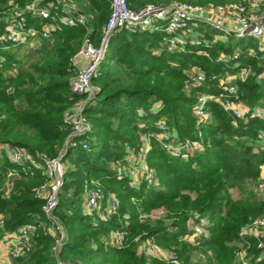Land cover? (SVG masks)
Wrapping results in <instances>:
<instances>
[{
    "label": "trees",
    "instance_id": "16d2710c",
    "mask_svg": "<svg viewBox=\"0 0 264 264\" xmlns=\"http://www.w3.org/2000/svg\"><path fill=\"white\" fill-rule=\"evenodd\" d=\"M27 1L0 0V18L14 2ZM72 1L89 15V29L68 25L52 38L44 39L34 51L8 53L0 71V152L5 145H11L43 160L59 156L65 146L69 131L64 116L86 99V95L71 89L79 70L75 55L86 34L98 41L110 10L109 0ZM172 1L176 0H128L133 7ZM161 37L160 30L122 28L108 39L99 76L94 80L95 94L84 107L91 124L90 149L69 148L64 156L73 165L66 170L55 215L65 224L68 238L57 257L53 236L40 230L34 249L13 264H143L145 258L137 253L136 237L150 238L173 251L182 264H195L194 249L203 259L200 264H239L234 260L239 228L264 213V196L257 197L253 191L264 164V145L259 141L264 118L235 120L219 103L210 102L211 121L197 127L193 98L184 90V69L192 64L204 67L207 84L199 88L207 92L218 91L215 84L211 86L216 83L213 75L236 69L196 52L157 51ZM234 43V38L229 37L214 50L229 52ZM239 60L240 65L252 67L245 80L237 81L239 97L255 108L264 101V76L260 77L264 59L241 55ZM156 102L160 106L153 109ZM138 108L143 109L139 112ZM162 117L180 140L197 138L200 130L202 147L182 159L165 152L151 136L146 160L156 169L161 187L146 183L136 187L128 177L118 178L112 164L124 154V144L137 151L140 133H157V121ZM16 168L21 165L5 160L0 166V213L10 230L42 213L44 199L36 196L34 188L47 181L39 170L22 175L28 178H12L13 188L6 197L9 171ZM91 178L100 180L118 198L116 211L96 226L82 207L85 184ZM232 190H238L242 197L234 198ZM139 208L144 212L162 208L167 214L153 222H140ZM198 213L207 218L208 235L192 244L183 236ZM115 230L125 232L121 247L105 242ZM251 245L250 251H256L255 240ZM256 263L264 264V259Z\"/></svg>",
    "mask_w": 264,
    "mask_h": 264
},
{
    "label": "built area",
    "instance_id": "2783aa9c",
    "mask_svg": "<svg viewBox=\"0 0 264 264\" xmlns=\"http://www.w3.org/2000/svg\"><path fill=\"white\" fill-rule=\"evenodd\" d=\"M109 14L102 28L98 41L85 35L82 45L75 55L78 74L74 78L71 89L78 94L86 95L72 111L64 116L68 126L65 146L59 156L35 159L26 149L5 145L2 156L5 161L21 165V168L9 171V180L5 196L9 197L13 188L12 178L22 175H33L41 171L47 181L35 188L37 197L44 199L42 213L32 221L22 224L17 229L5 227V217L0 213V264H13L14 260L31 252L37 241L40 230L49 232L54 239L53 251L58 257L68 238L65 224L55 215L59 204V193L64 183L67 163L64 156L69 148L90 149L89 132L91 124L84 112L87 100L91 99L96 88L92 82L99 76L100 64L103 60L110 36L126 28L135 30H160L161 50L168 52H192L226 62L234 72L225 71L223 75H213L212 79L218 89L197 96L192 105L197 127L209 123L212 114L210 102L219 103L223 109L231 112L234 119L246 117L264 118V108L260 102L250 108L241 101L238 93V80H245L251 73L250 66L240 65L241 55L256 56L264 59V0H239L205 3L188 1H172L168 4L148 2L133 7L128 0H109ZM9 15L0 22V71L8 59V53L18 46L31 45L39 47L44 39H50L54 33L68 25H83L89 29V15L82 12L72 0H61L59 5L44 0H28L25 4L14 2L8 10ZM234 38V46L229 53L223 50L212 52V47ZM249 38V40H248ZM254 40V44L249 43ZM247 39L241 46L236 42ZM187 72L189 83L198 86L206 85V74L198 66L190 67ZM263 74V73H262ZM262 74L260 77H262ZM189 86V85H188ZM208 87V86H207ZM158 132L145 134L142 147L136 151L130 144H124V154L114 163V171L118 178L128 177L133 186L146 183L157 187L159 178L146 160L151 148V136H154L162 149L168 154L187 159L189 154L202 147V132L197 131V138L180 140L167 120L162 117L157 121ZM260 144L264 145V131L259 133ZM3 161H0V166ZM257 191L264 196V164L261 166L257 182ZM118 206L115 194L104 195L98 179L86 181L83 196V210L91 218L93 225L106 220ZM195 222L189 226L190 231L183 240L198 244L208 235V221L199 213L193 216ZM238 235L240 242L235 250L239 264H258L264 259V214L240 226ZM125 232L111 231L106 244L121 247L124 244ZM137 253L144 256L143 264H182L178 256L170 250L160 247L150 238L135 239ZM251 240L256 241L255 250H251Z\"/></svg>",
    "mask_w": 264,
    "mask_h": 264
},
{
    "label": "rangeland",
    "instance_id": "374dc122",
    "mask_svg": "<svg viewBox=\"0 0 264 264\" xmlns=\"http://www.w3.org/2000/svg\"><path fill=\"white\" fill-rule=\"evenodd\" d=\"M176 1H187V0H176ZM209 1H213V0H209ZM229 1V0H228ZM189 2V1H188ZM191 2H195V1H191ZM214 2H219V1H214ZM195 3H205V2H195ZM9 12V11H8ZM8 12H6L3 16H1V18H0V22H3L5 19H6V17H7V15H9V13ZM122 29V28H121ZM124 29H126V28H124ZM128 30V29H127ZM128 31H130V30H128ZM248 40H249V38H248ZM251 42H254V40L251 38ZM246 41H247V39H239V40H237L236 42L238 43V45H242V44H244V43H246ZM250 42V43H251ZM160 43H161V40H160ZM224 43H226V42H224ZM252 44V43H251ZM254 44V43H253ZM42 46V44L38 47H34V46H31V45H23V46H18L16 49H15V51L16 52H19V54H21V55H23V53H25V52H28V51H34L35 49H38V48H40ZM161 44L157 47V51H160L161 50ZM217 45H215V46H213L212 47V52L213 51H215V52H217V51H220V50H223V49H218V50H214V47H216ZM156 50V49H155ZM223 51H225V50H223ZM192 52H195V51H192ZM215 52H213V53H215ZM226 53H229V52H227V51H225ZM197 53V52H196ZM199 54V53H198ZM205 56V55H204ZM259 57V56H258ZM211 59H213V58H211ZM194 66H198V67H200V68H202L203 70H204V72H205V74H206V78H207V75H208V73H207V70L204 68V67H202L201 65H198V64H192V65H189L187 68H185L184 69V74H185V80H184V82H183V85H184V90H185V92L187 93V95H191V97L193 98V103L195 102V100H196V98H197V96L198 95H200L201 93H207V91H204V90H200V88L199 87H202V86H198V85H195V84H193V83H189V78L187 77L188 75H187V72L185 71V70H188L190 67H194ZM264 66V65H263ZM250 68H251V70H252V67L250 66ZM262 76H264V71H263V74H262ZM207 82V81H206ZM92 84H93V86L96 88L97 87V85H96V83L93 81L92 82ZM189 85V86H188ZM264 102V101H263ZM160 106V103H158V102H156V103H154L153 104V108L154 107H156V106ZM248 106V105H247ZM261 106L264 108V104H261ZM141 109H143V108H138L137 110L139 111V112H141L142 110ZM143 112H144V110H143ZM161 146V145H160ZM194 152V151H193ZM2 154V152H0V155ZM0 161H4V158L2 157V156H0ZM66 163H67V169H68V167H70L71 165H73L72 164V162L71 161H69V160H66ZM149 166L152 168V169H154L155 171H156V169L154 168V166L152 165V164H149ZM262 166V165H261ZM112 168L114 169V163L112 164ZM156 173H157V171H156ZM25 176H27V175H25ZM20 177H22V178H28V177H23V176H20ZM131 182V181H130ZM98 184L102 187V190H103V193H104V195H109V194H111V193H113V194H115V196H116V193L114 192V191H107L106 189H105V185H104V183H102L100 180H98ZM40 186V185H39ZM158 186H160V185H158ZM157 186V187H158ZM257 186V185H256ZM256 186H253V191H254V193H255V195L257 196V197H263L261 194H259L258 193V191H257V187ZM36 187H38V186H35V188ZM161 187V186H160ZM34 188V189H35ZM232 196L234 197V198H238V197H242L241 196V193L238 191V190H232ZM117 197V196H116ZM117 200H118V198H117ZM167 214V212L164 210V209H162V208H159V209H155V210H151V211H149V212H144V211H142V209L141 208H139V221L140 222H146V221H150V222H153V221H155L156 219H159V218H161V217H164L165 215ZM264 214V213H263ZM263 214H261V215H263ZM261 215H259V216H261ZM258 217V216H257ZM125 225H127V222H125ZM46 233H49V232H46ZM107 237L108 236H106V238H105V242H107ZM137 238V237H136ZM237 243V242H236ZM235 243V244H236ZM239 243V242H238ZM238 243H237V247H238ZM109 245V244H108ZM161 247V246H160ZM163 248V247H162ZM192 255H193V260H194V263L195 264H200L201 263V261H203V259H202V257L200 258V254H199V252H198V250H195L194 249V251H192ZM202 259V260H201ZM236 262H238V260H237V258H236V256H235V259H234ZM151 261H153L152 259H151ZM155 263H160V262H157V261H154Z\"/></svg>",
    "mask_w": 264,
    "mask_h": 264
},
{
    "label": "crops",
    "instance_id": "0c3cea01",
    "mask_svg": "<svg viewBox=\"0 0 264 264\" xmlns=\"http://www.w3.org/2000/svg\"><path fill=\"white\" fill-rule=\"evenodd\" d=\"M154 109V108H153ZM146 133H144V132H141L140 133V136H139V141H140V145H139V148H138V150L137 151H139L140 149H141V147H142V144H143V141H144V135H145ZM82 207H83V203H82Z\"/></svg>",
    "mask_w": 264,
    "mask_h": 264
}]
</instances>
